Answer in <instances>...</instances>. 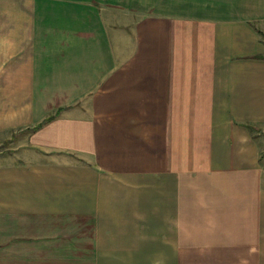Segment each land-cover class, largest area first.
Masks as SVG:
<instances>
[{
	"label": "crops",
	"instance_id": "obj_1",
	"mask_svg": "<svg viewBox=\"0 0 264 264\" xmlns=\"http://www.w3.org/2000/svg\"><path fill=\"white\" fill-rule=\"evenodd\" d=\"M259 32L264 0H0V264H264Z\"/></svg>",
	"mask_w": 264,
	"mask_h": 264
},
{
	"label": "rangeland",
	"instance_id": "obj_2",
	"mask_svg": "<svg viewBox=\"0 0 264 264\" xmlns=\"http://www.w3.org/2000/svg\"><path fill=\"white\" fill-rule=\"evenodd\" d=\"M21 133H16V135H10L11 137L9 139H2L0 140V153L3 156H6L5 154H9L14 151V146H17V140L20 137ZM9 137V136H8Z\"/></svg>",
	"mask_w": 264,
	"mask_h": 264
},
{
	"label": "trees",
	"instance_id": "obj_3",
	"mask_svg": "<svg viewBox=\"0 0 264 264\" xmlns=\"http://www.w3.org/2000/svg\"><path fill=\"white\" fill-rule=\"evenodd\" d=\"M258 34L261 36V38L264 39V34L263 33L259 32ZM53 116L54 115H49L48 117H46V119H44L43 121H41L40 123H38L37 125H35V128L41 126V124H43L46 120L51 119Z\"/></svg>",
	"mask_w": 264,
	"mask_h": 264
}]
</instances>
